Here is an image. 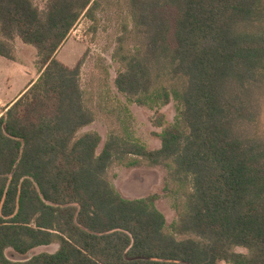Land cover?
Listing matches in <instances>:
<instances>
[{"label": "trees", "instance_id": "1", "mask_svg": "<svg viewBox=\"0 0 264 264\" xmlns=\"http://www.w3.org/2000/svg\"><path fill=\"white\" fill-rule=\"evenodd\" d=\"M100 12L120 68L110 82L99 58L83 82L55 55ZM16 39L39 76L0 115V264H264V0H0V56L16 60ZM133 105L153 111L159 147L134 134ZM98 115L103 144L81 132ZM115 162L166 170L170 228L161 193L116 189Z\"/></svg>", "mask_w": 264, "mask_h": 264}, {"label": "rangeland", "instance_id": "2", "mask_svg": "<svg viewBox=\"0 0 264 264\" xmlns=\"http://www.w3.org/2000/svg\"><path fill=\"white\" fill-rule=\"evenodd\" d=\"M39 5L40 8L43 7L41 1ZM97 16L99 21L95 30L92 29L91 22L85 16H81L55 55L57 60L70 68L80 61V75L83 82H88L91 75L97 72L94 65L99 58L109 67L110 82L120 68L111 57L115 47L116 23L108 12H100ZM15 50L14 61L0 56V113L39 76L36 48L16 39ZM131 110L134 117L132 123L134 134L146 141L150 148L159 147V141L154 134L160 132V128L152 124L153 111L134 105L131 106ZM161 111L169 121L173 120L175 115L173 102L163 107ZM111 129L112 125H109V121L103 115H98V119L84 127L81 132H98L103 144ZM101 147L102 145L99 150ZM121 164L115 162L109 170V176L116 189L127 198H143L148 194L161 193L155 206L164 214L166 226L170 228L176 219V212L172 207L175 197L163 195L166 170L162 167H148L143 163L134 168H125ZM57 248L58 244L54 243L38 246L24 255L17 254L10 248L6 249L5 253L10 260L23 261L40 252H54ZM237 251L246 252V249L238 247ZM218 264L228 263L222 261Z\"/></svg>", "mask_w": 264, "mask_h": 264}, {"label": "crops", "instance_id": "3", "mask_svg": "<svg viewBox=\"0 0 264 264\" xmlns=\"http://www.w3.org/2000/svg\"><path fill=\"white\" fill-rule=\"evenodd\" d=\"M76 64H77V63H76ZM18 96H19V95H18ZM18 96H17V97H18ZM17 97H16V98H17ZM16 98H14V100H15ZM14 100H13V101H14ZM13 101H11L10 104H11ZM5 109H6V108H4V109L2 110V112L0 113V115L3 113V111H4Z\"/></svg>", "mask_w": 264, "mask_h": 264}]
</instances>
